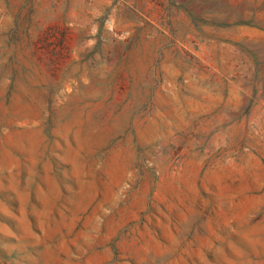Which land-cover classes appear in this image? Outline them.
Returning a JSON list of instances; mask_svg holds the SVG:
<instances>
[{
    "label": "rangeland",
    "instance_id": "1",
    "mask_svg": "<svg viewBox=\"0 0 264 264\" xmlns=\"http://www.w3.org/2000/svg\"><path fill=\"white\" fill-rule=\"evenodd\" d=\"M0 264H264V0H0Z\"/></svg>",
    "mask_w": 264,
    "mask_h": 264
}]
</instances>
